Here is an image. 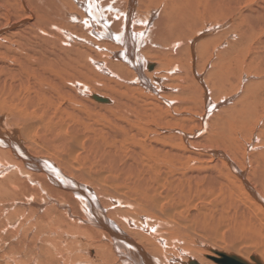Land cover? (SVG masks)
<instances>
[{"label":"bare ground","instance_id":"bare-ground-1","mask_svg":"<svg viewBox=\"0 0 264 264\" xmlns=\"http://www.w3.org/2000/svg\"><path fill=\"white\" fill-rule=\"evenodd\" d=\"M263 119L264 0H0V222L42 264H264Z\"/></svg>","mask_w":264,"mask_h":264},{"label":"rangeland","instance_id":"rangeland-1","mask_svg":"<svg viewBox=\"0 0 264 264\" xmlns=\"http://www.w3.org/2000/svg\"><path fill=\"white\" fill-rule=\"evenodd\" d=\"M135 9H136V7H135ZM105 10H106V13L107 14H105L106 15V17L107 16H109V13H110V9H108L107 7L105 8ZM109 12V13H108ZM136 13V12H135ZM117 17V15H114V18H116ZM217 31H219V30H214L213 32H212V34L214 35L215 33H218ZM212 34H210V35H212ZM233 38V37H232ZM231 37H230V39H232ZM163 42V43H162ZM162 42H160V44H164L163 46H162V48H164V46L166 47V48H168L167 47V42L169 43L170 41H167V42H165L164 43V41H162ZM190 45L191 43H189V42H187L186 43V45L184 46V47H187L188 48V46L187 45ZM184 45V44H183ZM224 45V48L222 49V45H221V51H224V49H226V48H228V46H227V44H223ZM169 46V48L171 49V44H169L168 45ZM227 46V47H226ZM166 48H164V49H166ZM166 50H169V49H166ZM188 51V49H186V54L188 55V53L189 52H187ZM172 53V52H171ZM172 55V57L174 56V58L176 57V53H172L171 54ZM150 57V59L153 57V56H149ZM154 59H156L157 61H159L157 58H155L154 57ZM116 60V59H115ZM184 62H185V68L187 69V71H185L184 72V75L185 76H187V75H191V73H190V71L188 70V63H186V60H183ZM211 67V66H210ZM209 67V68H210ZM208 68V67H207ZM189 71V73H187ZM187 73V74H186ZM137 78V77H136ZM252 78V79H251ZM177 79V78H176ZM249 80H251V81H255V80H258L257 79V77H254L253 78V76H250V78H247V80H244V82L242 83V87H240V89L238 90V93L236 94V96H232L231 98L232 99H230V100H228L225 104L223 103V104H221V106H218L217 107V105L216 104H214L212 101V103H211V110H213V111H211V113H214V112H216L215 114L216 115H218V113L219 114H223V112L221 111V110H223L224 108H226V107H228V106H231L232 104H233V100L235 101H238L239 99H240V96H242L243 94H245L246 93V90H245V86L244 85H247L249 82H247V81H249ZM169 81V83L170 84H174V82H175V84H176V81L177 80H175V79H170V80H168ZM245 83V84H244ZM244 84V85H243ZM209 93H210V91H209ZM239 97H238V96ZM216 98H219V95L217 94V96H216ZM233 98H235V99H233ZM232 101V102H231ZM200 106V105H199ZM212 106H214V107H212ZM199 108H201V106L199 107ZM217 108V109H216ZM209 109H210V107H209ZM218 109H220L219 111H218ZM216 110V111H215ZM210 113V114H211ZM216 115L215 116H213V118H215L216 117ZM239 121H241V119H239ZM262 122H261V124H260V122H259V131H257L258 132V135H259V138H260V140L258 141V143L260 142H263L264 143V119L263 120H261ZM243 123V122H242ZM242 123H236V124H234V126L237 128V127H240V126H242L243 127V129H245L246 128V131L245 130H243V132L245 133L244 134V136H242V137H240V140H242L241 142H242V144L243 143H245L246 141H249V139H250V131L248 130L249 129V127H250V123H249V121H244V123L242 124ZM258 123V122H257ZM236 125H238V126H236ZM248 127V128H247ZM247 130H248V132H247ZM248 134H247V133ZM261 132V133H260ZM262 139V140H261ZM259 143V144H260ZM243 146V145H242ZM263 146H264V144H263ZM57 187V186H56ZM54 197L56 198V199H58V197L57 196H55L54 195ZM68 198H66V200H67ZM67 202L70 204V205H72V207H74L75 208V210H76V206H75V202L74 201H71V200H67ZM15 203V204H14ZM26 203H28V202H26ZM22 204V203H20V202H11V203H8L7 204V206H5L3 209H6L7 210V208H9L8 209V213H13L14 212V215L15 216H10V214H8L7 216H5V214L2 216V218H1V222H0V264H37V262L39 261L41 264L44 262V261H46L47 260V254H45V253H41L40 252V250H39V248H35V246L37 245V244H35V243H38L39 241H37L36 242V240L34 241V243H31L30 242V239H29V237H28V239L27 238H25V236L26 235H24V233H23V230H22V228L20 229V227L24 224V222H25V215H24V211H26V212H28V210L26 209V207L24 206V205H28V207H32V205L31 204ZM73 203V204H72ZM45 207H47V206H45ZM38 209V213L40 214V213H42L46 208H44V209H39V208H37ZM5 210V211H6ZM74 210V211H75ZM0 212H1V210H0ZM3 212V211H2ZM1 212V213H2ZM24 215V216H23ZM19 216H21V217H19ZM5 217V218H4ZM9 217L12 219H9ZM13 217V218H12ZM23 217V218H22ZM8 218V219H7ZM23 219V220H22ZM5 220H8V221H5ZM3 221V222H2ZM6 222V223H5ZM26 223H29V220H27L26 221ZM34 229H36V227L34 228ZM89 231V233H92V231H94L95 232V230H93V229H89L88 230ZM106 239V240H105ZM202 239H204V238H202ZM208 240H210V241H212V242H214V243H216V244H221L222 243V241L221 240H216L215 238L214 239H208ZM101 241L103 242L104 241V243H102L106 248H107V244L109 243L110 244V241H108L107 240V238L106 237H102L101 238ZM106 241V242H105ZM28 246H27V245ZM35 244V245H34ZM39 244H42L41 242H39ZM38 244V245H39ZM185 244H189L188 242H185ZM184 244V245H185ZM239 246H241V247H247V244L246 243H244V242H241V243H239L238 244ZM85 246V248H86V244L84 245ZM31 247V248H30ZM90 248H92V251L93 252H95L94 254H92L91 255V257H90V255L89 256H87L88 255V253H84V252H82V249H81V252H80V250H79V252L76 250L75 252H74V254L72 253V255H70L69 254V256L70 257H72V261H67L66 262V258H67V256H68V254L67 253H63V254H59L58 255V257H57V263H59V264H66V263H68V264H73V262H76V264H86V261H87V257H90V258H92L94 255L96 256V254H97V251H98V249H96L97 247H95V246H92V247H90ZM111 249V250H108V249ZM107 251H108V253H107V258H108V260H109V264H120V259H119V256L116 254V252H115V250H114V247H113V245L110 247V246H108V248H107ZM113 252V253H112ZM148 252V251H147ZM79 253V255H77V254ZM150 253V252H149ZM90 254V253H89ZM61 255H63V256H61ZM98 255V254H97ZM112 255V256H111ZM113 255H114V257H113ZM178 255V254H177ZM75 256H80V257H75ZM84 256H85V258H84ZM95 256L93 257V258H95ZM40 257V258H39ZM43 257V258H42ZM69 257V258H70ZM82 257V258H81ZM113 257V258H112ZM154 257V256H153ZM174 257H177L176 255H174L173 253H169L168 255H166V257L164 258V261L163 262H167L168 260H170L169 258H171V260L174 258ZM155 258H157V259H159L158 258V256H156ZM44 259V260H43ZM75 259V260H74ZM81 259V260H80ZM85 259V260H84ZM41 260H43L42 262H41ZM60 260H62V261H60ZM79 260V261H78ZM160 260V259H159ZM85 261V262H84ZM56 262V261H55ZM65 262V263H64ZM51 264V263H50ZM53 264H55V263H53ZM75 264V263H74Z\"/></svg>","mask_w":264,"mask_h":264}]
</instances>
